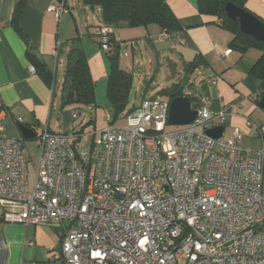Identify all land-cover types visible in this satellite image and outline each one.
<instances>
[{
  "label": "built area",
  "instance_id": "obj_1",
  "mask_svg": "<svg viewBox=\"0 0 264 264\" xmlns=\"http://www.w3.org/2000/svg\"><path fill=\"white\" fill-rule=\"evenodd\" d=\"M49 10L60 22L69 7L57 0ZM116 33L100 25L99 47ZM193 107L192 122L166 130L169 98H144L87 144L45 128L32 183L23 138L0 120V220L62 224L63 264H264V123L250 150L237 129L204 134L224 126L234 104Z\"/></svg>",
  "mask_w": 264,
  "mask_h": 264
},
{
  "label": "crops",
  "instance_id": "obj_2",
  "mask_svg": "<svg viewBox=\"0 0 264 264\" xmlns=\"http://www.w3.org/2000/svg\"><path fill=\"white\" fill-rule=\"evenodd\" d=\"M56 1L25 0L19 16L21 30L53 76L52 83L47 85L31 69L25 43L11 25L18 0H0V120L11 137H22L17 122L31 128L34 137L28 139L35 141L36 147L37 137L45 128L73 132V114H78V108H61L66 59L72 47H80L85 54L95 84V98L99 85H105V93L107 90L109 60L98 43V9L85 6L81 0H65L69 12L57 22L49 10V5ZM165 2L180 24L173 35L179 41L159 39L162 30L153 23L118 28L115 39L119 42V66L132 73L133 82L136 77L143 82L145 89L148 79L155 81L158 75L167 74L178 78L175 82L180 81L186 65L199 59L188 75L194 80L184 93L198 98L193 104L204 103L213 110L234 104L232 114L226 118L223 137H231L237 129L242 135V146L255 149L259 144L256 126L264 123V106L258 105L264 88L261 79L251 75L250 70L261 50L249 47L240 53L231 49L233 33L220 25V18L200 14L197 0ZM243 3L246 10L264 22V0ZM209 79L215 83H208ZM132 105L137 106L135 101ZM62 230V224L23 225L0 220V264H63Z\"/></svg>",
  "mask_w": 264,
  "mask_h": 264
},
{
  "label": "trees",
  "instance_id": "obj_3",
  "mask_svg": "<svg viewBox=\"0 0 264 264\" xmlns=\"http://www.w3.org/2000/svg\"><path fill=\"white\" fill-rule=\"evenodd\" d=\"M81 2L85 6L98 9L99 26L105 24L118 29L122 26L137 27L153 23L157 24L162 31L173 35L180 29L176 16L165 0H81ZM226 2H232L245 9L244 0H197V9L200 14L220 18V25L233 33V37L229 42L231 49L240 53H244L249 47H257L261 50V55L251 68L250 74L261 79L262 88H264V42L256 41L251 36L239 31L238 22L229 19L225 14L224 5ZM24 3L25 0H18L12 15L11 25L25 43V56L34 73L45 84L50 85L53 81L52 74L37 55L35 48L30 45L26 34L19 26V16ZM118 44L119 42L116 41L115 37H111L110 46L105 50L109 60L106 96L112 111L111 123H114L119 117L123 118L136 107L135 105L127 107L133 76L132 73L119 66V57L116 52ZM199 61V59H196L188 63L185 67L184 77L180 81L160 88L155 94L167 96L169 99L186 95L191 104L197 106V103H193L198 102V98L185 94L184 89L189 73L198 65ZM148 87L147 84L144 90ZM66 105H74L73 109L79 108L80 105L96 107L95 84L91 79L85 54L80 47H72L67 54L61 93V108ZM17 124L22 123L17 122Z\"/></svg>",
  "mask_w": 264,
  "mask_h": 264
},
{
  "label": "rangeland",
  "instance_id": "obj_4",
  "mask_svg": "<svg viewBox=\"0 0 264 264\" xmlns=\"http://www.w3.org/2000/svg\"><path fill=\"white\" fill-rule=\"evenodd\" d=\"M120 28H123L120 27ZM181 72V70H179ZM179 77L182 78V73L179 74ZM178 78H173L172 76H168L167 74L163 77L158 75L155 81L148 79L149 88L144 90L143 82L138 81L137 77L133 82L130 94H129V104L135 101L136 105L140 101L142 97H150L154 95L160 88L164 85H168L172 82L177 81ZM194 79L188 78L185 84V89L189 88V82ZM136 85L138 86V91H136ZM105 85L101 84L96 88V107L80 105L78 108V118L75 119L73 132H78L82 135L81 141L83 143H90L92 140V136L90 133L98 132L105 127H107L112 121V111L108 104V99L105 93ZM166 97V96H163ZM124 119L119 117L114 121V123H123ZM177 126L167 125L166 130H174ZM198 132H202V129H197ZM24 148L28 157V174L30 182L34 178V164L36 163L38 157V149L36 147L35 141L32 139H25Z\"/></svg>",
  "mask_w": 264,
  "mask_h": 264
},
{
  "label": "water",
  "instance_id": "obj_5",
  "mask_svg": "<svg viewBox=\"0 0 264 264\" xmlns=\"http://www.w3.org/2000/svg\"><path fill=\"white\" fill-rule=\"evenodd\" d=\"M226 16L238 22L239 31L245 35L251 36L256 41L264 42V22L248 10L237 6L232 2H226L224 5ZM258 105L264 106V91L261 95ZM197 114L196 109L191 104L186 95L176 96L169 99L167 122L172 126L187 125L192 122ZM21 136L25 139L34 137L31 128L24 124L18 125ZM224 126H216L204 130V134L214 139L221 138Z\"/></svg>",
  "mask_w": 264,
  "mask_h": 264
}]
</instances>
